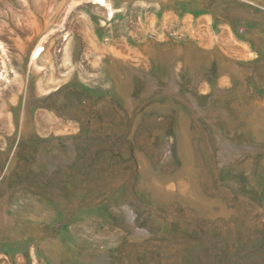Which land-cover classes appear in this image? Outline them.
<instances>
[{
	"label": "rangeland",
	"instance_id": "374dc122",
	"mask_svg": "<svg viewBox=\"0 0 264 264\" xmlns=\"http://www.w3.org/2000/svg\"><path fill=\"white\" fill-rule=\"evenodd\" d=\"M0 264H264V0H0Z\"/></svg>",
	"mask_w": 264,
	"mask_h": 264
},
{
	"label": "bare ground",
	"instance_id": "6f19581e",
	"mask_svg": "<svg viewBox=\"0 0 264 264\" xmlns=\"http://www.w3.org/2000/svg\"><path fill=\"white\" fill-rule=\"evenodd\" d=\"M99 3V2H98ZM102 4V3H101Z\"/></svg>",
	"mask_w": 264,
	"mask_h": 264
}]
</instances>
